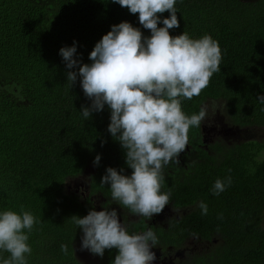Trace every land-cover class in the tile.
Masks as SVG:
<instances>
[{
	"label": "trees",
	"instance_id": "1",
	"mask_svg": "<svg viewBox=\"0 0 264 264\" xmlns=\"http://www.w3.org/2000/svg\"><path fill=\"white\" fill-rule=\"evenodd\" d=\"M176 8L180 25L170 35L209 34L222 51L221 71L200 95L184 99L182 110L198 113L216 100L234 124L264 129V105L257 100L264 94V0H177ZM138 15L114 0H0V210L23 208L38 219L29 234L28 264H111L118 254L105 249L103 257L85 261L75 255L83 233L70 218L86 215L89 207L65 191L66 180L99 154L89 174L91 188L109 198L110 185H101L106 169L127 174L130 167L108 131V106L82 116L81 107L91 100L79 77L67 81V73L77 69L66 67L59 49L76 41V58L91 63L90 52L113 24L128 21L151 35ZM188 135L184 166L164 172L162 190L178 206L194 204L192 216L201 214L198 204L205 201V221L213 223L205 237L221 239L218 249L193 264H264V139L217 140L204 149L200 127ZM227 176L231 186L213 195L214 181ZM61 244L69 245V254Z\"/></svg>",
	"mask_w": 264,
	"mask_h": 264
},
{
	"label": "clouds",
	"instance_id": "2",
	"mask_svg": "<svg viewBox=\"0 0 264 264\" xmlns=\"http://www.w3.org/2000/svg\"><path fill=\"white\" fill-rule=\"evenodd\" d=\"M136 14L139 23L151 30L145 36L128 21L113 24L89 54L91 63L77 59V45L62 46L59 55L68 69L67 81L79 77L84 95L91 100L81 107L84 118L110 111L108 131L125 150L130 175L124 169L108 167L101 185H110L111 198L132 214L151 219L170 202L171 192L162 191L164 166L176 161L189 145V130L200 127L207 118L201 107L191 115L182 110V101L200 95L214 73L221 71L222 51L219 42L209 34L193 38L187 31L170 35L179 27L177 0H114ZM170 13L162 17L164 12ZM163 26H158L159 23ZM257 100L264 105V94ZM101 156L95 157L98 164ZM232 184L231 176L217 178L210 191L220 195ZM202 215L208 204L200 201ZM71 221L82 230L81 249L103 257L105 249H118L111 264H153L158 236L149 227L143 232H130L115 208L92 209L87 215H73ZM39 223L31 211L21 208L0 210V264H28L32 252L29 234ZM69 254V245L61 244Z\"/></svg>",
	"mask_w": 264,
	"mask_h": 264
},
{
	"label": "flooded vegetation",
	"instance_id": "3",
	"mask_svg": "<svg viewBox=\"0 0 264 264\" xmlns=\"http://www.w3.org/2000/svg\"><path fill=\"white\" fill-rule=\"evenodd\" d=\"M201 132V144H203L202 148L204 149L218 140V138L209 139L202 128ZM189 149L190 145H187L185 150L179 154L178 163L174 160L165 165L163 172L173 173L174 170L184 166L183 157L186 153H189ZM94 165L93 161H89L81 173L73 177L81 183V178L84 176V185L83 188L79 185L72 193L80 201L87 203L89 211L92 209L100 211L104 207H108L109 210L115 208L119 219L121 222L124 221L130 232H143L151 227L158 236V245L152 248V251L156 254V260L153 264H193L197 257L205 258L220 247L221 239L219 237L212 236L209 239L205 237V230L213 229V223H206L202 214L191 215L197 209L194 204L178 206L170 201L161 213L153 214L151 219L138 217L132 214L127 207L113 201L111 196L108 198L102 191L91 188L89 174L94 170ZM127 170L130 171L125 175H130L132 169ZM75 255L77 258L80 257L79 250L76 251ZM92 255L93 257L96 256L93 253ZM197 264H202V262Z\"/></svg>",
	"mask_w": 264,
	"mask_h": 264
},
{
	"label": "rangeland",
	"instance_id": "4",
	"mask_svg": "<svg viewBox=\"0 0 264 264\" xmlns=\"http://www.w3.org/2000/svg\"><path fill=\"white\" fill-rule=\"evenodd\" d=\"M207 110V118L203 121L201 128L209 139L218 138L226 144L240 142L246 139H264V129L259 127H241L228 119L225 108L219 101L208 100L203 104ZM81 183L74 178H68L65 182V191L72 193L77 187L83 188L84 176L81 178ZM82 241L76 247L75 253L79 250V260L85 261L94 259L92 253L87 249H81Z\"/></svg>",
	"mask_w": 264,
	"mask_h": 264
}]
</instances>
